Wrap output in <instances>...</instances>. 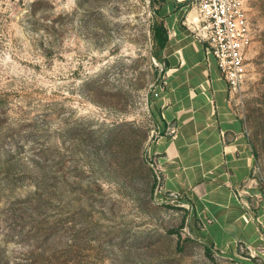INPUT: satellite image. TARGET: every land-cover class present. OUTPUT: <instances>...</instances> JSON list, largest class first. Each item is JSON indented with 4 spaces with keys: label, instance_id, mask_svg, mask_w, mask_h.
I'll use <instances>...</instances> for the list:
<instances>
[{
    "label": "rangeland",
    "instance_id": "obj_1",
    "mask_svg": "<svg viewBox=\"0 0 264 264\" xmlns=\"http://www.w3.org/2000/svg\"><path fill=\"white\" fill-rule=\"evenodd\" d=\"M231 104L264 189V0ZM151 0H0V264H212L160 200Z\"/></svg>",
    "mask_w": 264,
    "mask_h": 264
},
{
    "label": "crops",
    "instance_id": "obj_2",
    "mask_svg": "<svg viewBox=\"0 0 264 264\" xmlns=\"http://www.w3.org/2000/svg\"><path fill=\"white\" fill-rule=\"evenodd\" d=\"M196 1L152 0L167 31L152 97L158 136L148 150L160 167L156 194L184 212V230L212 264H264L255 153L226 81L196 36Z\"/></svg>",
    "mask_w": 264,
    "mask_h": 264
},
{
    "label": "built area",
    "instance_id": "obj_3",
    "mask_svg": "<svg viewBox=\"0 0 264 264\" xmlns=\"http://www.w3.org/2000/svg\"><path fill=\"white\" fill-rule=\"evenodd\" d=\"M195 7L199 17L196 36L205 43L206 53L215 60L232 94L242 84L244 63L252 40L245 0H197ZM154 96H157L156 92ZM150 166L158 189L160 167L154 161ZM169 195L172 199L177 198L174 194Z\"/></svg>",
    "mask_w": 264,
    "mask_h": 264
},
{
    "label": "trees",
    "instance_id": "obj_4",
    "mask_svg": "<svg viewBox=\"0 0 264 264\" xmlns=\"http://www.w3.org/2000/svg\"><path fill=\"white\" fill-rule=\"evenodd\" d=\"M151 4H152V0H151ZM150 31H151L153 50H155L153 52V56L155 58H158L157 52L163 50L167 43V31L164 28L163 23L157 20H154Z\"/></svg>",
    "mask_w": 264,
    "mask_h": 264
}]
</instances>
